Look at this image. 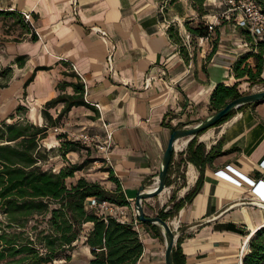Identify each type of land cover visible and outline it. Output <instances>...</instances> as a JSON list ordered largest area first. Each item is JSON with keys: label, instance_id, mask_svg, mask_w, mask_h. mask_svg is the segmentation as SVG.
Here are the masks:
<instances>
[{"label": "crops", "instance_id": "1", "mask_svg": "<svg viewBox=\"0 0 264 264\" xmlns=\"http://www.w3.org/2000/svg\"><path fill=\"white\" fill-rule=\"evenodd\" d=\"M0 9L31 13V33L38 36L37 41H31V34H26L23 41L9 46L13 55L9 63L18 56L27 60L22 68L12 66L8 87L0 90V118H19L16 110L23 106V116L43 126L42 109L61 93L59 85L79 78L92 109L73 108L70 114L82 113L83 125L93 126L101 135L112 134L107 168L133 204L143 184L148 189L156 185L172 127L183 128L184 122L197 123L214 114L210 99L219 84L237 85L242 95L248 89L240 91L239 87L250 85L233 73L236 61L249 52L241 47L247 40L243 30L232 25L219 29L220 44L210 59L209 41L198 42L196 54L191 49L184 54L182 46L171 40L169 26L160 20L153 0H0ZM94 28L106 32L107 38ZM112 45L115 51L110 69ZM248 63L253 66L254 60ZM43 67L48 70H37ZM64 73H75L77 78ZM64 92L73 94L74 90L66 87ZM193 139V150L200 148L197 166L188 160ZM193 139L175 145L167 184L174 199L167 191L153 198L161 204L157 215L193 191L202 169L200 190L168 219L180 223L178 240L184 264H243L251 237L264 227V207L259 205L264 203V101L236 110L227 121ZM211 151L215 156L206 161ZM227 169L256 181V185H237L217 174L230 173ZM174 174L182 182H175ZM105 181L101 184L106 189H116L109 177ZM92 229L93 224H86V235ZM135 230L144 248L138 264H165L161 229L157 236L142 223ZM82 250L90 262L91 248L84 245Z\"/></svg>", "mask_w": 264, "mask_h": 264}, {"label": "trees", "instance_id": "2", "mask_svg": "<svg viewBox=\"0 0 264 264\" xmlns=\"http://www.w3.org/2000/svg\"><path fill=\"white\" fill-rule=\"evenodd\" d=\"M258 2L264 11V3ZM3 18L15 19L24 31L23 37L31 34V41L38 40L36 33H31L33 28L25 22L23 14L0 9V19ZM172 30L170 27L171 40L181 45L179 36L173 35ZM189 31L197 37H211L208 28L201 26L197 29L189 28ZM216 35L217 38L212 44V50L207 59H210L218 50L219 30H216ZM246 38L250 41L248 36ZM181 51L185 52L184 49ZM251 58L254 60L253 66L248 63ZM26 60V56H18L9 66L0 65V70H3L1 78L6 79L5 83L0 81V90L8 87L12 78V66L17 65L22 68ZM37 70L48 69L43 67ZM263 72L264 44L258 45L256 49L252 47L249 53L240 57L233 65L235 78L246 79L252 85L264 83ZM64 74L77 78L75 73ZM32 81L33 77L27 81L26 85ZM66 87H72L74 93H65ZM59 89L61 93L47 102L42 109L41 113L45 121L43 126H36L25 120L9 124L7 120L0 118V263L52 264L60 260L71 261L85 225L91 223L93 229L86 235L84 241V245L91 248L93 257L89 264H138L144 248L135 226L118 222L112 217L97 216L86 209V202L89 198L119 206H129V201L113 171L108 169L107 172L109 180L116 185L115 190H108L102 184L89 182L85 178H80L75 185L68 187L66 181L74 178L76 173L83 171L87 166L86 162L69 164L59 173L48 172L39 164L48 159V153L42 150L41 142L48 137L49 129L58 128L62 119L73 108L92 109V106L85 100V86L79 78L76 82L62 83ZM242 96L237 85L227 87L219 84L211 95L210 107L218 112L229 102ZM60 105L63 107L55 118L51 110ZM235 111L215 126L227 121ZM25 113L26 108L23 106H19L16 110L19 116ZM10 119H15V117L12 116ZM59 139L63 140L60 147L63 155L80 150L78 143L66 140V134L60 135ZM195 139L189 144L188 160L197 166L196 158L200 148L193 150L192 145ZM214 156L215 154L213 155L211 151L206 161H210ZM200 172L201 176L193 191L175 204L172 209L166 212L160 211L158 215L160 218L163 220L173 218L186 203L193 199L201 187L202 169ZM1 216L5 219H1ZM35 218L47 220L45 223L48 229H40V223L36 222L28 231L29 223ZM144 225L151 228L155 236H157V231H160L157 225ZM32 232L37 233L35 238L30 236ZM180 242L179 239L177 248L173 250L174 264H184ZM248 250L249 252L243 258V264H264V227L257 230L251 237Z\"/></svg>", "mask_w": 264, "mask_h": 264}, {"label": "rangeland", "instance_id": "3", "mask_svg": "<svg viewBox=\"0 0 264 264\" xmlns=\"http://www.w3.org/2000/svg\"><path fill=\"white\" fill-rule=\"evenodd\" d=\"M158 11V15L160 20H162L165 24L171 27L172 33L175 36H179L181 41L182 49H191L193 53H197V45L198 42L209 41L212 44L215 42L217 35L216 30L224 28H228L229 25H232L231 21H228L226 17L232 16L231 12H229L228 7L226 6L225 0H153ZM264 3V0H257ZM218 24L214 28L213 32H210L209 23L215 22ZM208 28L211 37L210 38H202L193 35L189 28L197 29L198 27ZM239 30V29H238ZM23 29L20 25L15 22L13 18H3L0 19V65L2 67H7L12 64L15 59L10 62L11 57L13 56L11 50L9 48L10 45L17 43L16 41H23L26 37H23ZM219 36L221 33L219 32ZM23 38V39H22ZM218 44H220V37ZM249 53V52H247ZM246 53V54H247ZM245 54V55H246ZM244 56V54H243ZM15 66V65H13ZM3 70H0V81L3 83L6 82L5 78H1V73ZM13 76V72H12ZM245 82L246 81H242ZM240 91L246 90V94L255 93L264 90V83L260 84H245L242 87H239ZM244 94V93H243ZM244 94V95H246ZM61 107L58 106L57 108ZM56 108V109H57ZM56 109H52L51 113L56 118L60 111ZM56 110V112H54ZM15 119H8L7 123H16L18 121H29L25 116L21 115L19 118L17 116H13ZM85 116L80 114H71L69 113L65 116L58 128H51L48 131V137L41 142L42 150H45L48 153V159L46 161H42L40 166L48 171L53 173H59L61 169L67 167L69 164H81L83 162L87 163V166L83 171L75 174V177L72 179H68L66 181L67 186L71 187L75 185L76 182L80 178H85L89 182L96 183H104L106 182V178L109 177L107 162L104 160V153L100 151L97 146H101L102 143L94 142L92 145H87L82 143L81 141L75 140L74 135H80L83 133H89L93 137H99V139L104 142L106 135H101L97 130L92 128L93 126H85L81 123L82 119ZM32 123V122H31ZM184 127L186 126H194L197 123L192 122H184ZM183 127V128H184ZM58 129V130H56ZM62 134H66V140L70 142H75L79 144L80 150L78 152H71L67 155H63L60 147L61 142L63 140L59 139V136ZM98 140V139H97ZM168 193V191H167ZM170 192L167 194L169 195ZM173 194H170V198ZM168 198L167 203L170 201ZM163 199V196H161ZM148 202L143 203L145 208V212L148 216H158L157 213L159 211V206L161 205L159 201L149 199ZM135 207V203L133 204ZM166 205V204H165ZM135 209V208H134ZM135 212L130 208L129 215L131 217V221H134ZM1 219H5L4 216H1ZM48 219V218H47ZM47 220L43 221V218H35L28 225V231L31 229L36 222L40 223V229H48L46 225ZM138 221V220H137ZM141 224L138 221V225ZM37 233H31L30 236L36 237ZM86 237V232L83 230V233L80 237L79 242L77 243L76 250L73 252V256L71 261L66 262L65 260L55 261L52 264H89L86 260V256L83 254V246H84V238ZM78 251V252H77ZM4 264V263H0Z\"/></svg>", "mask_w": 264, "mask_h": 264}, {"label": "built area", "instance_id": "4", "mask_svg": "<svg viewBox=\"0 0 264 264\" xmlns=\"http://www.w3.org/2000/svg\"><path fill=\"white\" fill-rule=\"evenodd\" d=\"M226 6L229 9V12H231L232 16L226 17L228 21L232 22V26L236 29L243 30L244 34L250 38L249 40H245L242 43V48L251 51L252 47L256 49V47L260 44H264V11L261 6V4L257 0H225ZM25 22L29 23L31 27L34 29L33 23H32V15L31 13H24L23 14ZM217 23L210 22L209 23V29L210 32L214 31V28L218 24V18ZM96 33L100 34L103 39L107 38V33L102 31L99 28L93 29ZM115 51V45H112L110 49V53L108 56V65L109 68H113V52ZM150 85L149 81H147L146 87L148 88ZM86 96V93H85ZM86 100V99H85ZM87 102V101H86ZM99 111H101L99 104H93ZM58 130V129H56ZM75 140L81 141L84 144L92 145L95 141L102 143L101 146H97L100 151L104 153L103 158L107 163L111 162V138L112 134L109 132H106V138L105 141L102 142L99 137H93L89 133H83L80 135H74ZM98 139V140H97ZM262 169H264V161L261 163ZM230 173L226 171H219L217 174L221 177L231 180L237 185H242L244 183L249 184L250 186H255L256 181L247 178L246 176L242 175L241 173L233 170V169H227ZM173 180L175 182H182V178L176 174L172 176ZM264 205V203L262 204ZM261 205V206H262ZM264 207V206H262ZM132 208V210L135 212V207L132 202H129V206H119L113 203H109L107 201H99L95 198H89L86 202V209L90 212H94L97 216L102 217H112L116 219L118 222L121 223H130L133 224L135 227L138 226V221L136 214H134V221H131V218L129 217V210ZM176 221H170V224L172 225V228L174 230H179L180 223Z\"/></svg>", "mask_w": 264, "mask_h": 264}, {"label": "water", "instance_id": "5", "mask_svg": "<svg viewBox=\"0 0 264 264\" xmlns=\"http://www.w3.org/2000/svg\"><path fill=\"white\" fill-rule=\"evenodd\" d=\"M262 101H264V90L246 94L238 99L229 102L223 109L215 112L208 118L198 121L194 126H186L184 128L173 127L171 129L170 139L163 155L161 169L157 177L156 185L153 188L148 189L146 185L143 184L140 187L135 199L137 220L142 224L159 226L164 235L166 247L165 264H174L173 250L182 231L174 230L169 220H163L159 216H147L144 211L143 202L148 199L159 197L168 189L167 181L169 178V168L171 165L173 154L175 152L176 143L186 138L193 139L200 133L214 127L223 118L228 116V114H230L234 110L239 109L240 107ZM259 205L262 204L260 203Z\"/></svg>", "mask_w": 264, "mask_h": 264}, {"label": "bare ground", "instance_id": "6", "mask_svg": "<svg viewBox=\"0 0 264 264\" xmlns=\"http://www.w3.org/2000/svg\"><path fill=\"white\" fill-rule=\"evenodd\" d=\"M178 144H179V142H178V143H176V146H177V147H178ZM167 190H168V189H167ZM167 190H166V191H167Z\"/></svg>", "mask_w": 264, "mask_h": 264}]
</instances>
